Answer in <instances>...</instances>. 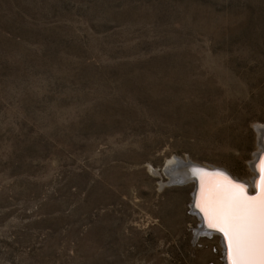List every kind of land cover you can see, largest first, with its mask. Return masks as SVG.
Listing matches in <instances>:
<instances>
[{
	"label": "rangeland",
	"instance_id": "obj_1",
	"mask_svg": "<svg viewBox=\"0 0 264 264\" xmlns=\"http://www.w3.org/2000/svg\"><path fill=\"white\" fill-rule=\"evenodd\" d=\"M258 124L264 0H0V264H225L163 169L249 187Z\"/></svg>",
	"mask_w": 264,
	"mask_h": 264
},
{
	"label": "snow or ice",
	"instance_id": "obj_2",
	"mask_svg": "<svg viewBox=\"0 0 264 264\" xmlns=\"http://www.w3.org/2000/svg\"><path fill=\"white\" fill-rule=\"evenodd\" d=\"M223 192L210 193L202 181L197 207L208 226L223 233L229 264H264V188L252 198L236 185Z\"/></svg>",
	"mask_w": 264,
	"mask_h": 264
},
{
	"label": "bare ground",
	"instance_id": "obj_3",
	"mask_svg": "<svg viewBox=\"0 0 264 264\" xmlns=\"http://www.w3.org/2000/svg\"><path fill=\"white\" fill-rule=\"evenodd\" d=\"M263 143L259 144L260 145V147H258L259 151L264 148ZM254 155L256 156V153ZM179 165H183L186 167V169L184 168V170H182V173L179 174V178H181V179L185 178V179H188V181H192L193 180L192 175H196L197 181L199 183L198 184L199 188H198V192H197L196 199H195V205L196 206H197V201L201 197V193H202V181H203L204 187H206L207 190L212 194H216L218 191H220L222 195H226L227 193L223 192V189L227 186H230V185L239 186V188H241L243 190L244 195L246 193L245 186L242 183H239L236 180L237 178L232 177L228 172H225L223 170H222V172L221 171L210 172L212 169L216 168L213 166L206 167V166L199 165V164H196V163H193L190 161H184L181 158H176V159L171 158L170 160L167 161V164H165V167L163 170L168 173V171L171 170V168H173V169L175 168L174 169V171H175L176 166H179ZM191 167H194V168L192 169ZM200 167L206 168L210 171L203 172ZM251 168H252V175L250 176V179L246 181V184H248L250 186V188H253L254 190L256 189V191H257L256 195H254L252 197H258L261 193L262 188H264V155L261 156L260 161L257 163V165H254V166L252 165ZM173 169L171 171H173ZM164 171H163V174H164ZM171 173H173V172H171ZM205 173H207V174H205ZM177 174H178V172H177ZM170 176H168V177H170ZM257 176H259L258 179H257ZM173 177H174V174H173ZM180 182L181 183H187L184 181H180ZM180 182H178V183H180ZM246 197H248V196H246ZM252 197H249V198H252ZM205 226H208L206 220H205ZM207 233L212 234V232H207ZM221 237L224 238V235L222 233H221ZM226 244H227V242H226ZM225 264H229L228 245H227V259L225 261Z\"/></svg>",
	"mask_w": 264,
	"mask_h": 264
},
{
	"label": "water",
	"instance_id": "obj_4",
	"mask_svg": "<svg viewBox=\"0 0 264 264\" xmlns=\"http://www.w3.org/2000/svg\"><path fill=\"white\" fill-rule=\"evenodd\" d=\"M255 130L257 131L258 133V139H259V143H263L264 142V125H261V124H258L255 126ZM264 144V143H263ZM264 149V148H263ZM258 150L256 152V156H255V159L252 163V165H257V163L260 161V158L262 155H264V150ZM192 169L194 167H191ZM201 170L203 172H207V171H210L206 168H202L200 167ZM214 171H218V170H215V169H212L210 172H214ZM207 174V173H205ZM193 177V182H194V191H193V202H192V206H193V210L194 212L198 215V217L200 218V222H201V228L199 229L200 231L202 230L203 232H212V233H216L220 236V241H221V244H222V247H223V254H224V260L226 261L227 259V244H226V241L224 238L221 237V233L220 231H217L216 229L214 228H210L209 226H205V216L204 214L201 212L200 208H198L196 205H195V199H196V195H197V192H198V188H199V183L197 181V178H196V175H192ZM259 178V176H257V179ZM248 185V184H247ZM249 186V185H248ZM246 188V193L245 195L248 196V197H252L254 195H256L257 191L256 189L254 190L253 188H250L245 186ZM223 234V233H222Z\"/></svg>",
	"mask_w": 264,
	"mask_h": 264
}]
</instances>
